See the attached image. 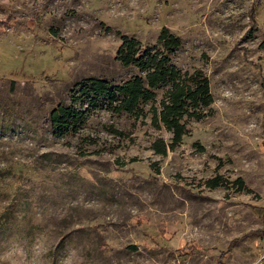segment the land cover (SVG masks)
Listing matches in <instances>:
<instances>
[{
	"label": "rangeland",
	"instance_id": "1",
	"mask_svg": "<svg viewBox=\"0 0 264 264\" xmlns=\"http://www.w3.org/2000/svg\"><path fill=\"white\" fill-rule=\"evenodd\" d=\"M165 27L214 98L179 146L153 150L165 88L55 134L59 104L88 110L80 84L140 75L121 35L160 47ZM263 215L264 0H0V264H264Z\"/></svg>",
	"mask_w": 264,
	"mask_h": 264
},
{
	"label": "trees",
	"instance_id": "2",
	"mask_svg": "<svg viewBox=\"0 0 264 264\" xmlns=\"http://www.w3.org/2000/svg\"><path fill=\"white\" fill-rule=\"evenodd\" d=\"M260 6V5H259ZM121 45L116 52V60L124 67H136L140 75L122 85L113 86L109 81L91 78L79 85L80 99L88 103V110L83 111L59 104L50 114L52 129L57 135L77 133L88 120V111L109 103L116 113L135 114L143 103L156 101V91L166 89L160 108L152 110V124L157 129L164 127L173 134L170 145L158 140L153 145L156 154L166 155L168 149L179 146L188 134L185 118L201 121L208 117L214 103L210 81L201 70L183 71L173 62L175 51L181 47V38L168 28H163L158 43L160 47H145L135 38L121 35ZM244 187L241 179L235 181ZM216 189L223 184L222 177L207 182ZM264 217V215H263ZM264 231L257 232L263 236ZM249 234V233H248ZM129 249L137 251V247ZM224 255L221 254L220 263Z\"/></svg>",
	"mask_w": 264,
	"mask_h": 264
}]
</instances>
